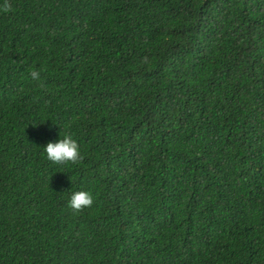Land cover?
<instances>
[{
	"label": "trees",
	"instance_id": "trees-1",
	"mask_svg": "<svg viewBox=\"0 0 264 264\" xmlns=\"http://www.w3.org/2000/svg\"><path fill=\"white\" fill-rule=\"evenodd\" d=\"M10 2L0 264H264V0Z\"/></svg>",
	"mask_w": 264,
	"mask_h": 264
},
{
	"label": "clouds",
	"instance_id": "clouds-1",
	"mask_svg": "<svg viewBox=\"0 0 264 264\" xmlns=\"http://www.w3.org/2000/svg\"><path fill=\"white\" fill-rule=\"evenodd\" d=\"M12 11L10 0H2L0 3V12L8 13ZM29 75L33 80H39L41 76L40 70H31ZM43 87V85H41ZM45 157L53 165L67 166L78 165L82 163L84 157L81 154L78 142L73 138L72 134L65 133L63 138L57 142H49L43 148ZM94 204V197L87 191H76L72 193L67 201V207L72 213L79 214L86 208H91Z\"/></svg>",
	"mask_w": 264,
	"mask_h": 264
}]
</instances>
